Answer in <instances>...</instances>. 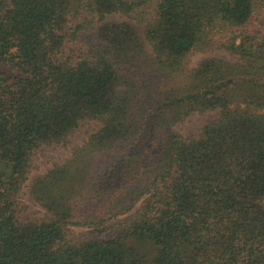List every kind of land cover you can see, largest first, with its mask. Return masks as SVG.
<instances>
[{"label":"trees","instance_id":"1","mask_svg":"<svg viewBox=\"0 0 264 264\" xmlns=\"http://www.w3.org/2000/svg\"><path fill=\"white\" fill-rule=\"evenodd\" d=\"M262 6L0 0V264H264V37L216 41ZM215 49L234 61L190 68ZM85 122L100 126L29 187L44 216L24 218L34 157Z\"/></svg>","mask_w":264,"mask_h":264},{"label":"rangeland","instance_id":"2","mask_svg":"<svg viewBox=\"0 0 264 264\" xmlns=\"http://www.w3.org/2000/svg\"><path fill=\"white\" fill-rule=\"evenodd\" d=\"M107 22L112 23H123L127 22L134 24L131 19L123 17L121 15H113L107 18ZM140 34H142V27L136 24ZM246 34L250 37H254L257 41L264 37V6L259 8L253 15L249 24L241 29H232L227 31L224 34H220L216 37V41L223 43L226 42L227 37L232 35H242ZM208 58H218L226 60L228 62H233L234 58L225 50L215 49L208 53H198L190 57L189 66L190 68L195 67L197 64ZM2 72L11 77L13 72L8 68H2ZM216 113H207L204 115H194L182 124L177 126V131L184 137H193L197 136L200 132V129L204 123L210 119L215 118ZM99 124L96 122H85L81 125L80 129L71 137L69 145L67 147L60 148H46L38 153L32 163V168L29 173L28 181L26 187L22 191L20 196L21 206L26 207V211L23 212V217H38L42 218L44 216V211L41 210L35 203L30 199L29 196V187L32 181L39 175L46 174L53 166L54 163L68 159L72 150L76 147L82 146L87 140L89 135L93 134L98 128ZM124 166V165H123ZM122 166V167H123ZM125 167V166H124ZM95 205V202L86 200L82 205L79 206V209H87L90 205ZM143 206V201H141L136 207L135 210L128 215L121 217V220L126 219L129 216L135 214V212ZM88 229L86 228H71V233L73 237L79 238L80 236L87 234Z\"/></svg>","mask_w":264,"mask_h":264}]
</instances>
